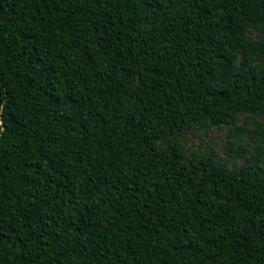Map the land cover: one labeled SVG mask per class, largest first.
Wrapping results in <instances>:
<instances>
[{"label":"trees","instance_id":"1","mask_svg":"<svg viewBox=\"0 0 264 264\" xmlns=\"http://www.w3.org/2000/svg\"><path fill=\"white\" fill-rule=\"evenodd\" d=\"M261 115L264 0H0V264H264Z\"/></svg>","mask_w":264,"mask_h":264},{"label":"rangeland","instance_id":"2","mask_svg":"<svg viewBox=\"0 0 264 264\" xmlns=\"http://www.w3.org/2000/svg\"><path fill=\"white\" fill-rule=\"evenodd\" d=\"M254 37L256 34L255 32L251 33ZM259 118L264 121V115L259 116ZM226 140V133L220 130H213L209 135L204 138V141L201 142L199 139H189L188 145L191 147H206L209 146L212 142H216V149L222 153V144H224Z\"/></svg>","mask_w":264,"mask_h":264}]
</instances>
